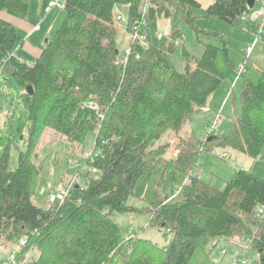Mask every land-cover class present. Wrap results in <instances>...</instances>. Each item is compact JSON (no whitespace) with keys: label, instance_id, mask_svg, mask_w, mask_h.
Instances as JSON below:
<instances>
[{"label":"trees","instance_id":"obj_1","mask_svg":"<svg viewBox=\"0 0 264 264\" xmlns=\"http://www.w3.org/2000/svg\"><path fill=\"white\" fill-rule=\"evenodd\" d=\"M30 2L0 0V76L19 86L28 114V148L15 170L11 140L1 142L0 244L17 250L14 264H218L211 255L219 242L244 240L264 264V217L257 216L264 178L241 169L219 190L190 175L203 152L220 148L264 159V68L257 82L242 74L241 114L231 133L212 129L199 139L191 124L225 81L217 58L228 53L223 35L195 26L199 11L233 24L251 12L248 0H213L206 9L197 0H65L64 21L32 64L16 55L23 38L6 19H26ZM117 8L126 10L127 30L145 36L143 42L129 38L122 52ZM161 18L170 21L167 33L159 28ZM180 20L196 34L219 38L222 47L203 43L202 55L194 56ZM180 43L181 71L172 61ZM48 131L80 153L87 134L95 133L85 166L97 172L86 174L85 187L76 182L62 203L42 208L31 201V181L36 149ZM171 149L175 156L167 158ZM159 169L162 178L170 171L189 174L180 195L170 200L155 191L149 207L128 205L137 182ZM114 213H150L148 227L166 233V248L138 235L123 237Z\"/></svg>","mask_w":264,"mask_h":264},{"label":"rangeland","instance_id":"obj_2","mask_svg":"<svg viewBox=\"0 0 264 264\" xmlns=\"http://www.w3.org/2000/svg\"><path fill=\"white\" fill-rule=\"evenodd\" d=\"M65 0H31L29 15L26 21L30 22L37 30L27 34V31L17 28L23 38V42L33 44L42 50L46 46V40L54 37L57 29L65 19ZM57 2L62 7L49 8L50 3ZM201 2H203L201 0ZM205 5V3H203ZM255 7L249 14L239 17L233 24L227 23L215 17L205 18L204 12L199 11V17L195 26L203 31H216L228 41V53L221 51L217 58V65L226 79L221 87L209 98L207 108L192 118L193 129L199 139H204L208 132V126H212L217 134H229L233 130L234 118L241 114V90L244 78L238 72V67L246 65V77L257 82L258 70L264 68V41L257 40L256 31L262 27L264 20L255 16L261 3L257 0ZM208 6V5H207ZM205 5L204 8L207 7ZM116 13L126 15L125 8H117ZM178 27L184 33L185 48L194 56L200 57L203 53V43H209L222 47L217 37H207L204 34H196L185 22L180 20ZM159 28L162 32H169L170 21L165 18L159 20ZM254 28V29H253ZM257 29V30H256ZM129 37L119 31L117 44L121 52L125 49ZM180 43L172 61L177 70L184 67ZM18 47L16 55L24 62L32 64L35 61L33 54L23 46ZM251 46L252 52L247 55L246 50ZM249 56V57H248ZM238 69V70H237ZM20 88L15 82L7 84L4 76H0V156L3 152L1 142L3 139L11 140L10 167L15 170L18 156L21 151L28 148V114L20 100ZM24 123L25 127L19 131L18 125ZM15 125V126H14ZM96 134L90 132L84 141V149L68 150V142L62 136L48 131L40 141L37 155L33 158L36 171L31 181V201L33 204L46 208L50 195L58 194V191L68 187L74 180L82 187L86 186L85 176L89 172L85 161L91 155ZM175 156L173 149L167 158ZM250 170L264 178V159H252L232 149H217L213 153L203 152L196 167L190 175H198L199 178L211 184L213 187L223 190L226 183L241 170ZM96 176V175H94ZM162 170H157L142 177L135 187L134 194L129 198L128 205L135 208H146L154 200V192L158 191L163 197L169 196L170 200L180 195L182 187L189 178L188 173H176L170 171L162 178ZM112 219L121 228L126 239L138 235L141 239H147L162 249L167 246V235L158 228L148 227L151 220L150 213H114ZM15 251L9 243L0 244V264H12L11 254ZM31 253L30 257H35ZM212 259L218 264H235L237 261H245L246 264H260L259 254L249 247L247 241L238 244L221 241L212 253ZM29 257V258H30ZM239 264V263H237Z\"/></svg>","mask_w":264,"mask_h":264},{"label":"built area","instance_id":"obj_3","mask_svg":"<svg viewBox=\"0 0 264 264\" xmlns=\"http://www.w3.org/2000/svg\"><path fill=\"white\" fill-rule=\"evenodd\" d=\"M255 1H257V0H255ZM258 1L261 3V5H260L259 8H257L255 16H257L259 18H262L264 20V0H258ZM56 6L62 7V5L60 3L52 2V3H50L49 8H53V7H56ZM115 25L120 31H122L123 34L127 35L133 41H141V42H143L145 40V36L140 34L139 32L130 33L127 30V27H126L127 26V19H126L125 15L118 14L115 17ZM255 33H256V36H257V40H260L262 34L264 33V24ZM130 51H131L130 48H127L125 50V53L123 54V57H122V60H121L122 64H126L127 63L128 56L130 55ZM251 52H252V47L249 46L247 48V50H246V53H247V55H250ZM238 72L240 73V75L244 74L246 72V65L245 64L241 65L239 67ZM212 129H214L212 126L210 128H207V132L208 133L211 132ZM85 169H87L88 171H92L93 173L97 172L96 169H92L89 166H86ZM75 184H76V181L74 180L73 182L70 183V185H68V187H64V188L60 189L58 191V194L50 195V197L48 199L47 207H50L52 204L57 203V202L62 203L65 200V198L68 197L70 191L72 190V188H73V186ZM257 216L259 218H261V219L264 217V205H261L258 208ZM26 245H27V239L26 238L21 239L20 240V246L21 247H25ZM16 257H17V250L13 251L12 254H11L12 264L15 263ZM237 263H235V264H237ZM240 264H246V262L245 261H240Z\"/></svg>","mask_w":264,"mask_h":264},{"label":"crops","instance_id":"obj_4","mask_svg":"<svg viewBox=\"0 0 264 264\" xmlns=\"http://www.w3.org/2000/svg\"><path fill=\"white\" fill-rule=\"evenodd\" d=\"M197 1L201 4L203 9L208 8L213 3V0H202L203 2H201V0H197ZM203 3H205L206 6L207 5L208 6L206 8H204L205 5ZM255 3H256V1H255ZM255 5H254V7H255ZM6 19L10 23H12L14 26H16V28H21V29L27 31L28 35H30V33H33V31L38 29V28H35L36 26H33L30 22L26 21V19L20 20V19H16L13 17H6ZM22 46L25 49H27L29 51V53L33 54L35 58H38L43 51L42 48H38L37 46H33V44H30V42L27 43L26 40L23 42Z\"/></svg>","mask_w":264,"mask_h":264},{"label":"water","instance_id":"obj_5","mask_svg":"<svg viewBox=\"0 0 264 264\" xmlns=\"http://www.w3.org/2000/svg\"><path fill=\"white\" fill-rule=\"evenodd\" d=\"M254 5H255V0H248V6L250 9H253L254 8ZM49 40H46V44L48 43ZM29 90V93H33V90H32V87H29L28 88Z\"/></svg>","mask_w":264,"mask_h":264}]
</instances>
